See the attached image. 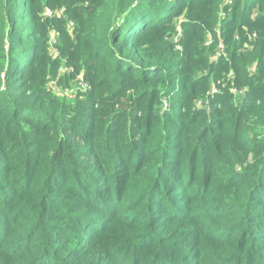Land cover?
<instances>
[{
  "label": "trees",
  "instance_id": "trees-1",
  "mask_svg": "<svg viewBox=\"0 0 264 264\" xmlns=\"http://www.w3.org/2000/svg\"><path fill=\"white\" fill-rule=\"evenodd\" d=\"M0 35V260L204 264L168 234L216 191L193 214L232 220L214 263L264 264V0H0ZM75 77L73 99L48 85Z\"/></svg>",
  "mask_w": 264,
  "mask_h": 264
},
{
  "label": "rangeland",
  "instance_id": "rangeland-1",
  "mask_svg": "<svg viewBox=\"0 0 264 264\" xmlns=\"http://www.w3.org/2000/svg\"><path fill=\"white\" fill-rule=\"evenodd\" d=\"M225 0H223L224 2ZM225 3V2H224ZM179 19L175 20L172 22V25L176 23L179 24ZM219 25L217 24L216 27ZM178 29L180 31V37H178ZM177 33L176 36L171 40L172 43H177L179 39L181 38V28L177 26L176 29ZM1 37V35H0ZM55 34H49L48 39H49V48H50V54L53 55L52 58H54L56 55H54L55 52ZM204 46L209 47L211 44V37H208L207 40L204 42ZM222 45V55L217 57V50L218 47H216V50L213 52V54L210 56L212 62L217 61L220 57L224 56L225 51H224V45L222 44V39L218 37V45ZM5 45V44H4ZM7 45V44H6ZM179 46V45H177ZM5 53L7 52V46H5ZM177 49H180L179 47H176ZM227 55V54H226ZM73 71H68L67 67L61 66L59 69V76H68L72 75ZM230 78V77H228ZM81 82V79L75 77L74 79H70L67 83L64 82L62 86L60 85L61 88L59 90L65 94L61 98H68L70 95H74L76 93H81L79 92V89L81 87L79 86ZM213 85V84H212ZM164 87H159V93L163 92ZM217 89L211 88L210 90L205 94V97L203 100L207 99V96L209 93H213ZM235 94V93H234ZM234 97H239V95L235 94ZM208 100V99H207ZM204 104V103H202ZM209 106V105H208ZM198 109H202L205 111H208V107L205 105H196L195 106ZM160 110H164V98L160 97ZM139 184V181L136 182L134 185V193L131 196V199L129 201V204L126 205V208L122 210V215H125L124 218H130L129 215H135L143 212L144 207L143 206H138L136 205L140 201V196L141 193H138L136 190L137 186ZM218 196V193L214 191L212 195L208 197V201L204 203H198L192 210H191V216L188 217L185 221H178L172 225L170 228V233L168 236L172 238L171 241V246L179 249V250H185L184 252L187 253L188 255H195L197 254V257L199 260H202L204 264H217L214 263L217 260H223V259H228L229 256L225 255L224 250H226V247L229 245L227 242V237L220 238L219 241L222 243H219L217 240H215L214 232L218 230V228H226V230H229L231 228V219H223L220 223L214 220H210L208 222L202 223V220L206 217L207 214H209V207L215 206V205H210L207 204L209 201L215 200ZM143 203V202H142ZM128 206V207H127ZM219 209V207H218ZM216 208V211H218ZM193 214H196V216H205L203 218H195L193 217ZM151 231H147L146 233L143 234V236H146L149 234ZM225 232V230L221 231ZM120 233L122 234V248L128 245L127 241L130 240L129 236H134L137 235L136 233L132 232L131 229L128 228L127 225H124L122 223V227L120 228ZM150 259V258H149ZM147 259V260H149ZM8 262H5L4 260H0V264H7Z\"/></svg>",
  "mask_w": 264,
  "mask_h": 264
},
{
  "label": "built area",
  "instance_id": "built-area-1",
  "mask_svg": "<svg viewBox=\"0 0 264 264\" xmlns=\"http://www.w3.org/2000/svg\"><path fill=\"white\" fill-rule=\"evenodd\" d=\"M225 2V3H224ZM223 2V5H227V6H230L232 3H233V0H225ZM62 10H57V11H52V10H50V9H48V8H45L44 9V12H43V15L44 16H46V17H48V18H53V17H60V16H62ZM221 16H223V13H221ZM72 29H73V24H72V22H69V24H68V30H69V32H71L72 31ZM54 32L52 31V32H50V34H53ZM178 37H180V31H179V29H178ZM252 37L254 38L255 37V34H252ZM222 45L221 44H219L218 45V50H217V57H219V56H221L222 55ZM67 70L68 71H72V68H67ZM229 77L231 78L232 77V73H230L229 74ZM49 87H50V89H51V91L54 93V94H56L58 97H63V95H65V94H63L60 90H59V87L57 86V83L55 82V81H51V82H49ZM79 86L81 87V89H79L80 91H85L86 89H87V85L86 84H84L82 81L80 82V84H79ZM213 93H216V91H214ZM232 93L234 94H242V92H236V90H232ZM70 99H73V97H74V95H70L69 94V96H68ZM202 103H204V104H202ZM197 106L198 105H203V106H207L208 107V100L206 99V100H203V99H201V100H199L198 102H197V104H196ZM164 109H166L167 107H168V102L167 101H165L164 100Z\"/></svg>",
  "mask_w": 264,
  "mask_h": 264
},
{
  "label": "bare ground",
  "instance_id": "bare-ground-1",
  "mask_svg": "<svg viewBox=\"0 0 264 264\" xmlns=\"http://www.w3.org/2000/svg\"><path fill=\"white\" fill-rule=\"evenodd\" d=\"M25 26V25H24Z\"/></svg>",
  "mask_w": 264,
  "mask_h": 264
}]
</instances>
